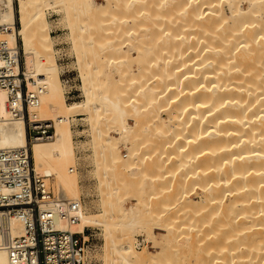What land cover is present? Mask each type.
Returning <instances> with one entry per match:
<instances>
[{"label": "bare ground", "instance_id": "1", "mask_svg": "<svg viewBox=\"0 0 264 264\" xmlns=\"http://www.w3.org/2000/svg\"><path fill=\"white\" fill-rule=\"evenodd\" d=\"M104 2L0 0V39L20 40L26 88L39 93L29 116L53 126L29 143L33 172L62 207L78 203L77 221L53 228H100L103 264H264V0ZM50 9L68 30L80 101L62 92ZM73 116L89 127L98 212L79 199ZM27 146L23 120L0 123V149ZM2 224L23 233L16 218ZM137 231L156 251L135 250ZM3 245L0 233V264Z\"/></svg>", "mask_w": 264, "mask_h": 264}, {"label": "built area", "instance_id": "2", "mask_svg": "<svg viewBox=\"0 0 264 264\" xmlns=\"http://www.w3.org/2000/svg\"><path fill=\"white\" fill-rule=\"evenodd\" d=\"M3 31L6 26L0 25V32ZM68 74L61 73L66 97L75 92ZM25 81L19 46H10L0 39V90L6 94V116L0 114V123L23 120L28 142L27 147L0 149V233L4 237L6 264H93L85 259L93 247L88 229L71 233L53 228L57 219L77 221L71 213L78 203L68 200L62 207L57 195L46 189L42 178L33 172L29 143L50 139L53 126L48 116L30 118L28 108L38 106L39 93L29 92ZM11 218L22 223L23 233L18 237H9L2 224Z\"/></svg>", "mask_w": 264, "mask_h": 264}, {"label": "rangeland", "instance_id": "3", "mask_svg": "<svg viewBox=\"0 0 264 264\" xmlns=\"http://www.w3.org/2000/svg\"><path fill=\"white\" fill-rule=\"evenodd\" d=\"M95 5L104 4V0H94ZM46 18L50 23L49 34L53 40V47L55 49V61L58 64V73L61 78V73L63 71H68V77L71 79L70 86H74L75 92H72L71 95L66 97L65 91L66 86L63 87L62 84V92L64 98L67 103H72L76 101H80L82 99V94L80 92V78H79V69L75 65V56L73 50L71 49L72 43L67 38L68 30L60 20V15L54 9H50L47 11ZM17 26V23H16ZM20 40L17 39V44L20 48ZM21 66H22V56L20 53ZM106 72V69L104 70ZM103 71V72H104ZM104 72V73H105ZM62 83V81H61ZM68 89V88H67ZM129 125L133 126V122L129 121ZM70 129L72 130V139L76 144L77 151L76 157L77 160V170L79 172L78 184H79V199L87 208V210L91 212H98L100 210V195L98 193L97 188V177L95 175V169L92 164V152L89 148V127L86 122V117L84 116H73L70 118ZM111 134L114 135L111 130ZM121 153L125 154L123 148H121ZM132 174L137 173L136 169L131 170ZM46 186L53 191L54 187L51 182L46 183ZM195 201V200H194ZM134 201L125 200L123 201V206L128 208L129 205H134ZM188 221H194V218H190ZM187 221V222H188ZM88 232L92 235V240H89V243L93 245L91 248L92 254L90 257H86L88 261L93 262V264H103L101 257V249L104 244L103 231L100 228H87ZM151 230L157 239H161L164 236L163 231L157 229L156 226H151ZM114 236L118 234V232L113 233ZM134 238V248L137 252H140L142 248H148L150 252L156 251V249H151L152 242L150 239H145L144 234L140 231H137L133 234ZM158 246V245H157Z\"/></svg>", "mask_w": 264, "mask_h": 264}]
</instances>
